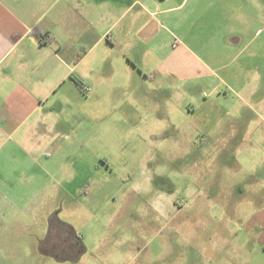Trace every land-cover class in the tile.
Wrapping results in <instances>:
<instances>
[{"label":"rangeland","instance_id":"rangeland-1","mask_svg":"<svg viewBox=\"0 0 264 264\" xmlns=\"http://www.w3.org/2000/svg\"><path fill=\"white\" fill-rule=\"evenodd\" d=\"M261 5L247 26L243 15L230 22L228 11L180 15L172 35L157 39L177 52L181 75L167 85L154 75L162 60L145 56L132 76L117 51L107 67L100 46L97 65L113 69L84 89L89 100L60 110L62 149H47L64 182H47L38 196L22 189L7 211L23 213L26 224L49 213L50 222L70 226L63 233L76 250L67 242L46 256L35 246L45 237L18 220L1 237L16 254L1 247L0 263L264 264ZM235 35L240 42H230Z\"/></svg>","mask_w":264,"mask_h":264},{"label":"crops","instance_id":"crops-1","mask_svg":"<svg viewBox=\"0 0 264 264\" xmlns=\"http://www.w3.org/2000/svg\"><path fill=\"white\" fill-rule=\"evenodd\" d=\"M66 1L0 0V248L10 256L17 247L1 237L10 236V228L18 220L28 233L37 231L45 237L35 246L46 256L49 250L63 253L67 242L73 245L70 251L76 250L75 240L64 237L63 231L71 235L70 226L50 222L49 213L33 215L26 224L23 213L7 211L16 195H24L22 189H28L30 197L38 196L47 182L53 188L64 182L58 178L59 169L49 165L47 149H62L60 110L89 100L82 96L84 89L92 92L102 84L97 73L113 69L104 71L97 65L100 46H106L103 59L107 67L106 61L117 51L128 60L132 76L137 61L145 56L162 60L154 75H161L167 85L173 82L171 76L181 75L175 67L176 49L167 51L171 26H176L180 15L193 21L194 13H201L200 19H204L211 10L228 11L232 12L230 22L241 21L243 15L247 26L256 21L251 13L264 4V0H196L189 7L191 0ZM86 4L91 10L84 9ZM37 28L47 34L44 40L37 36ZM165 33L167 38L158 42ZM238 35L230 42H240ZM184 75L190 77L191 72L185 70Z\"/></svg>","mask_w":264,"mask_h":264},{"label":"trees","instance_id":"trees-1","mask_svg":"<svg viewBox=\"0 0 264 264\" xmlns=\"http://www.w3.org/2000/svg\"><path fill=\"white\" fill-rule=\"evenodd\" d=\"M37 36L41 39L44 40L47 34H44L41 30H39L38 28L35 30ZM82 55V54H81ZM77 236V235H76ZM76 247V246H75Z\"/></svg>","mask_w":264,"mask_h":264},{"label":"built area","instance_id":"built-area-1","mask_svg":"<svg viewBox=\"0 0 264 264\" xmlns=\"http://www.w3.org/2000/svg\"><path fill=\"white\" fill-rule=\"evenodd\" d=\"M85 92H90V88H86Z\"/></svg>","mask_w":264,"mask_h":264}]
</instances>
